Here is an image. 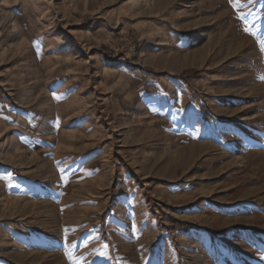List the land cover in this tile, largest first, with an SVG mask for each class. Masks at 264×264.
Wrapping results in <instances>:
<instances>
[{
    "label": "rangeland",
    "instance_id": "rangeland-1",
    "mask_svg": "<svg viewBox=\"0 0 264 264\" xmlns=\"http://www.w3.org/2000/svg\"><path fill=\"white\" fill-rule=\"evenodd\" d=\"M0 264H264V0H0Z\"/></svg>",
    "mask_w": 264,
    "mask_h": 264
},
{
    "label": "bare ground",
    "instance_id": "bare-ground-1",
    "mask_svg": "<svg viewBox=\"0 0 264 264\" xmlns=\"http://www.w3.org/2000/svg\"><path fill=\"white\" fill-rule=\"evenodd\" d=\"M34 93L33 92H30L28 95H27V101H31L34 97Z\"/></svg>",
    "mask_w": 264,
    "mask_h": 264
},
{
    "label": "snow or ice",
    "instance_id": "snow-or-ice-1",
    "mask_svg": "<svg viewBox=\"0 0 264 264\" xmlns=\"http://www.w3.org/2000/svg\"><path fill=\"white\" fill-rule=\"evenodd\" d=\"M67 231V230H66Z\"/></svg>",
    "mask_w": 264,
    "mask_h": 264
}]
</instances>
